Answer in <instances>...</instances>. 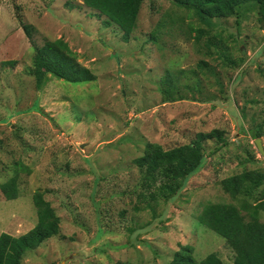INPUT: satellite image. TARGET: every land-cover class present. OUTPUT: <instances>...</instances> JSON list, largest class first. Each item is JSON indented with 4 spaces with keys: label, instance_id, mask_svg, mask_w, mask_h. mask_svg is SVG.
I'll list each match as a JSON object with an SVG mask.
<instances>
[{
    "label": "rangeland",
    "instance_id": "374dc122",
    "mask_svg": "<svg viewBox=\"0 0 264 264\" xmlns=\"http://www.w3.org/2000/svg\"><path fill=\"white\" fill-rule=\"evenodd\" d=\"M168 13L176 21L163 25ZM104 19L83 0H0V182L18 173L20 191L7 199L0 187V234L37 224L40 190L60 233L22 264H169L187 245L198 261L217 253L233 264L200 215L210 202L242 201L224 178L264 170L254 136L262 132L264 150V21L251 7L209 28L171 0H145L124 41ZM192 25L207 29L198 42ZM58 38L95 80L51 77L38 90L35 46ZM169 88L184 99L164 102ZM214 129L224 138L204 141L201 169L171 199H152L135 163L146 144L171 149Z\"/></svg>",
    "mask_w": 264,
    "mask_h": 264
},
{
    "label": "trees",
    "instance_id": "16d2710c",
    "mask_svg": "<svg viewBox=\"0 0 264 264\" xmlns=\"http://www.w3.org/2000/svg\"><path fill=\"white\" fill-rule=\"evenodd\" d=\"M145 0H83V3L104 16L108 26L116 25L122 32V39L129 41L137 26L142 4ZM175 5L194 15L200 23L209 28L216 26L214 18L241 17L248 9L256 8L264 21V0H171ZM191 13V14H190ZM188 17V16H186ZM185 20L184 16L178 17ZM175 22L174 17L165 15L163 25L168 21ZM31 35V26H25ZM195 33L198 41L206 34L202 26L189 29ZM153 39L155 37H152ZM13 63L6 61V64ZM31 73L36 87L41 90L51 77L72 83L93 81L97 76L77 60V55L63 39L47 40L43 46H35V55ZM172 81V80H170ZM168 98L164 102L184 99L181 95L172 97L175 89H166ZM256 138L262 132H254ZM216 138L223 140V133L218 129L197 135L195 141L165 149L159 143L146 144L145 153L135 159V163L143 173V187L152 199H171L181 189L189 177L198 172L205 159V140ZM21 167H25L19 164ZM19 175L16 173L0 187L7 199H16L20 195ZM224 190L234 199H242L240 204L233 202H210L200 215V221L209 229L226 239L235 252L233 264H264V221L261 212L264 210V170H246L231 175L221 181ZM262 196V197H261ZM254 199V201H251ZM33 201L37 208L38 222L28 232L13 236L8 232L0 234V264H22L29 251L39 248L45 241L60 233L61 219L51 202L45 198L44 192L36 191ZM245 212V213H244ZM169 264H230L217 253H210L198 261L191 246H182Z\"/></svg>",
    "mask_w": 264,
    "mask_h": 264
},
{
    "label": "water",
    "instance_id": "95a60500",
    "mask_svg": "<svg viewBox=\"0 0 264 264\" xmlns=\"http://www.w3.org/2000/svg\"><path fill=\"white\" fill-rule=\"evenodd\" d=\"M255 141H256V144H257L259 150H260L262 153H264V150H263V147H262V141H261V138H256Z\"/></svg>",
    "mask_w": 264,
    "mask_h": 264
}]
</instances>
